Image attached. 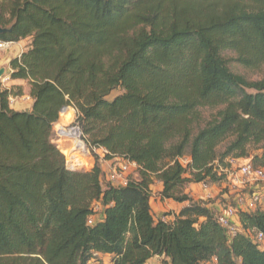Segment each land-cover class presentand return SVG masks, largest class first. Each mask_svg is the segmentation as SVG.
Listing matches in <instances>:
<instances>
[{
  "label": "trees",
  "instance_id": "1",
  "mask_svg": "<svg viewBox=\"0 0 264 264\" xmlns=\"http://www.w3.org/2000/svg\"><path fill=\"white\" fill-rule=\"evenodd\" d=\"M0 26V40L29 39L10 77L32 98L15 109L0 81V264H89L95 253L114 264H264V240L231 237L213 200L187 192L221 182L227 158L264 167V72L249 80L229 65L264 71V0H0ZM65 106L105 160L137 164L128 184L108 182L97 153L88 170L68 167L53 129ZM218 107L203 124L200 110ZM65 149L68 162L80 156ZM156 181L162 200L188 203L171 220L154 214ZM219 197L226 206L234 193ZM237 220L264 233L260 210Z\"/></svg>",
  "mask_w": 264,
  "mask_h": 264
},
{
  "label": "built area",
  "instance_id": "2",
  "mask_svg": "<svg viewBox=\"0 0 264 264\" xmlns=\"http://www.w3.org/2000/svg\"><path fill=\"white\" fill-rule=\"evenodd\" d=\"M17 42L0 40V53L16 46ZM22 54V53H21ZM21 54L18 56L20 57ZM3 68L0 66V69ZM10 76L6 74L0 76V81L4 87L10 80ZM10 103L13 105L15 99L10 96ZM77 112L76 109H74ZM183 162H188V158H183ZM69 166V165H68ZM216 170L219 175L224 178L219 183L202 182L200 185L203 190L208 191L206 199H212L213 188L222 191L229 189L230 193H234L232 203L222 206L217 214L219 223L227 230L232 237L239 232H245L252 239L258 242L264 240V233L256 228L244 229L237 220L239 211H257L264 213V167L257 166L251 159L227 158L225 165L217 163ZM137 170V164L129 160H121L117 167L107 172L106 179L114 186H125L128 184L130 171ZM218 184V186H216ZM229 196L228 194L226 195ZM102 206L100 203L93 204V213L88 217V224H94L101 215ZM165 220V218H163ZM102 258L100 260L99 258ZM89 264H114L108 256H100L98 253L89 261ZM148 264H164L162 260L149 262Z\"/></svg>",
  "mask_w": 264,
  "mask_h": 264
},
{
  "label": "rangeland",
  "instance_id": "3",
  "mask_svg": "<svg viewBox=\"0 0 264 264\" xmlns=\"http://www.w3.org/2000/svg\"><path fill=\"white\" fill-rule=\"evenodd\" d=\"M28 41V40H27ZM27 41L24 40V46L26 47V43H28ZM17 47H12L11 49L4 51L2 53H0V66L1 67H5L7 66V60L10 57L15 56L19 49ZM230 54V53H228ZM230 67L233 71H235L236 73L245 75L249 80H257L262 78L263 76V72L264 71H254V70H249L244 68L243 66L239 65L238 63L232 61L230 62ZM27 86H28V91H30V85L27 82ZM5 88H9V87H5ZM12 92L11 96L15 99V103L13 104V107H18L21 105H26L28 102H30V98L28 96H26V92L24 91L25 86H12L11 88H9ZM119 91H115L113 95L117 94ZM18 104V106H17ZM221 107L218 108H205V109H201V113L203 116V124H205L206 122H208L210 119H212L220 110ZM74 107L73 106H66V110L65 111H61L60 113V117L58 119V121H56L53 125V129H54V142L60 147L61 151L63 152V154L66 156V161H67V165H69L70 167H72L71 169L73 170H88L91 165H90V161H93V164L95 163L96 157H95V153H97V155H99L100 159V163L105 162V150L103 148H91V146L83 139L80 138L79 141H82V145H80L79 143H77L76 141V137H78V135L75 137L73 136V134H69L67 131L70 129H80L79 123L77 121V117L78 114L77 112H74ZM19 110V109H18ZM24 110V109H23ZM25 110H28V107H25ZM81 131V129H80ZM82 132V131H81ZM229 141L224 142L219 150L223 151L226 147V145L228 144ZM62 143L64 144V146L67 148V150H69L71 148V146L77 150L79 152L80 156H73L70 161L68 162V157H67V153H66V149L65 147L61 146ZM255 149H251V154L253 155L255 153ZM187 158V157H185ZM247 159V158H242ZM248 159H251V157H249ZM103 160V161H102ZM108 162H110V167L111 169L114 167H117L119 164V162H117L116 160H107ZM69 163V164H68ZM186 163V162H184ZM136 176V171L132 170L130 171V175L129 176ZM157 184V183H155ZM216 186H218V184H216ZM194 189V188H193ZM192 189V191H193ZM198 188H195L193 192H197Z\"/></svg>",
  "mask_w": 264,
  "mask_h": 264
},
{
  "label": "crops",
  "instance_id": "4",
  "mask_svg": "<svg viewBox=\"0 0 264 264\" xmlns=\"http://www.w3.org/2000/svg\"><path fill=\"white\" fill-rule=\"evenodd\" d=\"M28 40V41H27ZM25 41H27L29 43V39H26ZM28 43H26V47L24 46V40L22 41H19L17 42L16 46H20L18 47L19 51L18 53L13 56V57H10L8 60H7V66H5V70H6V74L10 76L11 72H12V69L10 67V61L12 58L14 57H18L21 53H23L26 49H27V45ZM24 85L25 86V89L24 91L26 92V96H28L30 98V102H28L26 105H23V106H19L18 107H14L15 109H19V110H25V107H28V109L31 107V104H32V98L30 96V91H28V84H27V81L26 80H21V79H16V80H13L10 78V80L6 83V86L11 88L12 86H22ZM18 106V104H17ZM103 161V160H102ZM117 162H121V160H117ZM118 163V164H119ZM101 166L103 168V171L104 172H108L111 170V165H110V162H108L107 160H105V162H102L101 163ZM157 184H154L152 186V190H153V196H152V201H151V204H152V207H153V211H154V214L155 216L157 217H162V218H165V219H173V215L171 216H164V214L166 212H172V213H179V211L185 207L188 203L185 202V203H179V202H176L172 199H165V200H162L158 194L160 193V191L163 189V184L160 182V181H156ZM195 188H198L196 191L197 192H193ZM193 189V191H192ZM187 192L192 196L194 197V199L196 200H200V199H204V200H207L206 197H207V194H208V191L206 190H203L201 185L199 184H191L188 189H187ZM212 195H213V203L211 204L213 207L217 208L218 210H221L222 209V206L223 204L221 203L222 202V198L219 197V190H216L215 188H213L212 190ZM158 260H162L161 257H155L151 260V262H156Z\"/></svg>",
  "mask_w": 264,
  "mask_h": 264
},
{
  "label": "water",
  "instance_id": "5",
  "mask_svg": "<svg viewBox=\"0 0 264 264\" xmlns=\"http://www.w3.org/2000/svg\"><path fill=\"white\" fill-rule=\"evenodd\" d=\"M7 29H4V28H2L1 26H0V33H3V32H5ZM5 72H6V70H5V68H1L0 69V76H3L4 74H5ZM66 109V106L62 109V111H64ZM68 167H70V166H68ZM70 168H72V167H70Z\"/></svg>",
  "mask_w": 264,
  "mask_h": 264
},
{
  "label": "bare ground",
  "instance_id": "6",
  "mask_svg": "<svg viewBox=\"0 0 264 264\" xmlns=\"http://www.w3.org/2000/svg\"><path fill=\"white\" fill-rule=\"evenodd\" d=\"M75 112V111H74ZM74 129H76V128H74ZM73 129V130H74ZM79 132H78V139H80L81 137H82V132L80 131V129H77Z\"/></svg>",
  "mask_w": 264,
  "mask_h": 264
}]
</instances>
